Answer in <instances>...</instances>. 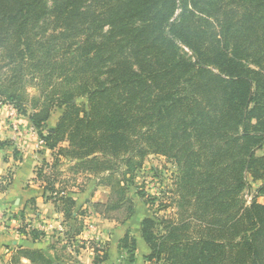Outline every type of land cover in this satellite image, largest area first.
<instances>
[{"label": "trees", "instance_id": "obj_1", "mask_svg": "<svg viewBox=\"0 0 264 264\" xmlns=\"http://www.w3.org/2000/svg\"><path fill=\"white\" fill-rule=\"evenodd\" d=\"M0 98L51 150L35 179L65 220L84 213L54 171L60 157L109 189L93 212L124 223L135 173L161 154L177 166L178 217L161 234L142 219L144 259L264 264V185L249 204L241 196L248 176L264 180V0H0ZM119 247L134 261L133 236ZM64 258L18 246L0 264H83Z\"/></svg>", "mask_w": 264, "mask_h": 264}, {"label": "crops", "instance_id": "obj_2", "mask_svg": "<svg viewBox=\"0 0 264 264\" xmlns=\"http://www.w3.org/2000/svg\"><path fill=\"white\" fill-rule=\"evenodd\" d=\"M12 110L0 105V259L6 261L19 246L42 249L50 259L57 255L63 260L72 255L83 264H92L95 254H102L94 245L104 241L108 249L103 263L116 264L127 252L119 247L127 232L136 241L132 264H145L144 257L150 250L141 236L140 223L148 216L138 218L135 229L131 226L135 211L124 224L102 218L91 205L106 202L109 189L96 185L93 177L82 183L79 179L70 180L72 186L68 187L62 175L63 186L75 199L76 208L84 213L65 220L53 201L47 199V192L44 194L42 181L35 179L43 160L52 163L51 150L38 144V130L33 129L28 117Z\"/></svg>", "mask_w": 264, "mask_h": 264}, {"label": "rangeland", "instance_id": "obj_3", "mask_svg": "<svg viewBox=\"0 0 264 264\" xmlns=\"http://www.w3.org/2000/svg\"><path fill=\"white\" fill-rule=\"evenodd\" d=\"M178 11L179 10H176L175 14H177ZM179 47L182 53H185L187 56H190L189 48L186 45L179 43ZM28 92L34 93V90L32 88H28ZM0 105L8 106L10 110L13 109L12 111H14L15 113L21 114L17 111V107L15 106V104L3 100L2 98H0ZM29 109L30 108L28 107V110ZM64 111H65L64 107L53 108L50 117L47 120L42 131L47 132L49 128L54 127L57 118ZM33 129L36 130L35 127ZM37 136L38 139H41L39 135ZM66 144H67L66 142L62 143V145H66ZM256 154L258 155L264 154V145L261 149L256 151ZM68 161L66 160L65 162V159L63 157H60V163L58 164V167L54 169V171L61 170L60 171L61 174L59 173L58 179L61 181L60 176L64 175L65 179L63 178V181L66 182V186L68 187L72 186L71 185L72 182L70 180L77 181V179H79V182L82 183L84 180L85 181L87 180L86 178L90 179L93 177L92 175L91 177H87L88 174H81V173L72 174L69 171V167L71 163L70 161L69 162ZM176 175H177V166L173 162V160L166 158L161 154H149L144 159L142 167L135 173L134 184L130 188V192H129V195L133 198L134 201L135 215L131 221L132 224L131 226L133 229H135L136 227L138 218L147 215L148 217L154 218L157 225L155 231L157 234H161L163 232L162 231L163 223L161 220L162 219L175 220L178 217L177 216L178 208L174 201L175 197L173 195V188H174L173 183L175 181ZM93 178L95 179V177ZM247 178L250 182V185L246 189H244L241 196L242 199L246 202V204H249L252 197L258 194L257 192L258 188L264 185V180L252 181L249 178V176ZM0 181L2 185V179H0ZM257 201L261 203L264 201V192L261 194L259 193V195L257 196ZM90 222L93 223L92 220H90ZM94 248L104 253L107 251L108 245L105 244L104 241L103 242L98 241V243L94 245ZM127 253L129 252L127 251L124 256V259H121V261L119 262L117 261L116 264H132L133 261L132 262L129 261V255ZM144 261L145 264H169L168 262L164 261V259H160V260L144 259Z\"/></svg>", "mask_w": 264, "mask_h": 264}, {"label": "built area", "instance_id": "obj_4", "mask_svg": "<svg viewBox=\"0 0 264 264\" xmlns=\"http://www.w3.org/2000/svg\"><path fill=\"white\" fill-rule=\"evenodd\" d=\"M11 114H13V113H11ZM38 144L39 145H43V140L42 139H38Z\"/></svg>", "mask_w": 264, "mask_h": 264}]
</instances>
